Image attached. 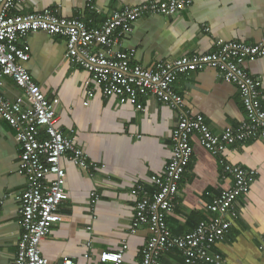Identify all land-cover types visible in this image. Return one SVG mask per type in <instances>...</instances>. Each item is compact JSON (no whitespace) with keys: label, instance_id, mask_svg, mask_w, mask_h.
<instances>
[{"label":"crops","instance_id":"obj_1","mask_svg":"<svg viewBox=\"0 0 264 264\" xmlns=\"http://www.w3.org/2000/svg\"><path fill=\"white\" fill-rule=\"evenodd\" d=\"M88 1L25 0L11 14L54 8L61 16L81 17L99 26L113 10L151 0H94L99 11H91ZM191 1L175 17L146 15L135 21L122 41V48L134 53V63L150 67L163 59L218 50L225 42L264 39V0ZM27 39L30 59L24 66L48 97L59 98L58 127L94 164L87 172L68 155L62 156L68 199L60 207V221L40 243L42 254L52 261L72 257L78 264H101L103 251H118L127 245L122 264H142L152 231L148 223L133 226L136 204L142 197L134 190L144 185L150 195L157 191L151 178L166 171L178 111L154 96L141 97L144 110L116 97H104L89 71L67 61L65 37L41 31ZM244 66L260 81L264 108V56ZM91 89L95 91L92 98ZM175 89L185 100V111L203 115L215 133L247 120L238 87L223 81L215 68L179 75ZM3 91L11 100L24 95L11 77L4 78ZM190 140L193 156L180 181L175 208L167 216L171 234L192 232L201 221L214 218L208 205L234 181L225 172L223 158L257 174L249 192L238 198L237 216L229 232L213 250L221 253L226 264H264V138L238 142L222 157L206 149L196 133ZM27 187L28 178L20 171L16 131L0 117V264H13L17 258L23 233L18 196ZM94 191L100 199L92 206ZM162 261L186 264L178 249L163 253Z\"/></svg>","mask_w":264,"mask_h":264},{"label":"built area","instance_id":"obj_2","mask_svg":"<svg viewBox=\"0 0 264 264\" xmlns=\"http://www.w3.org/2000/svg\"><path fill=\"white\" fill-rule=\"evenodd\" d=\"M25 0H0V117L16 131L20 145V171L28 178V187L18 196L21 202L23 233L13 264H78L75 258L52 261L42 254L40 243L48 237L60 217V207L68 199L65 189L66 170L61 165L63 155L82 170L94 166L86 152L74 144L58 127V97H48L24 66L30 59L28 37L31 33L46 32L66 38V59L89 71L101 87L104 97H116L121 103L134 104L144 110L141 97L154 96L178 111V123L173 132V152L163 176H153L157 191L150 195L144 185L134 194L141 195L136 204L133 226L150 225L152 234L143 249L142 264H165L163 253L178 249L186 264H226L221 253L213 250L223 241L237 216L238 198L249 192L257 172L231 165L223 158L225 172L233 176V184L223 190L208 205L215 214L210 221H201L188 233L174 236L167 216L175 208L179 184L193 156L192 134L216 156L237 144L264 138V108L261 103L259 79L252 76L244 64L264 56V39L257 43L231 41L218 50L185 55L158 61L145 67L134 63V53L122 48V41L133 24L146 15L175 17L191 0L145 1L113 10L99 25L92 26L81 17H64L58 9L11 14ZM87 7L99 11L94 0ZM91 22V20H90ZM208 30V28H207ZM215 68L218 76L235 84L244 104L247 120L237 126H227L220 133L211 130L201 114L185 111V100L175 89L179 75ZM11 77L23 89L24 95L8 99L3 91L4 78ZM95 96L94 89L89 97ZM100 199L91 193L92 206ZM127 245L118 251H103L101 264H122Z\"/></svg>","mask_w":264,"mask_h":264}]
</instances>
